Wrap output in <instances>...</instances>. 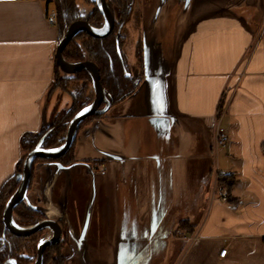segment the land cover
I'll use <instances>...</instances> for the list:
<instances>
[{
    "label": "crops",
    "instance_id": "0c3cea01",
    "mask_svg": "<svg viewBox=\"0 0 264 264\" xmlns=\"http://www.w3.org/2000/svg\"><path fill=\"white\" fill-rule=\"evenodd\" d=\"M124 32L139 86L75 134L71 164L87 170L96 220L113 200L126 229L143 221V238L182 242L176 264H264V0H133ZM59 40L53 2L0 0V187L26 153L22 137L50 124ZM41 171L26 203L62 217L77 241L73 222L84 236L86 215L60 214L47 182L39 202ZM228 173L233 203L218 198ZM183 219L191 232L178 235Z\"/></svg>",
    "mask_w": 264,
    "mask_h": 264
},
{
    "label": "trees",
    "instance_id": "16d2710c",
    "mask_svg": "<svg viewBox=\"0 0 264 264\" xmlns=\"http://www.w3.org/2000/svg\"><path fill=\"white\" fill-rule=\"evenodd\" d=\"M91 8L86 16L81 14L76 0H50L53 2L56 11V22L60 32V38L64 35L67 27L76 20H86L94 27L101 26L104 22L103 16L96 6L95 0H84ZM106 6L113 16V30L105 37H94L84 30H78L62 51V57L69 63L81 61L94 62L99 70L100 82L106 100L109 104L116 103L129 94L133 93L139 83L129 73V65L123 53L125 43V24L131 12L132 0H105ZM55 77L52 81L50 90L59 89L60 92L69 93L72 97L71 106L52 114V123L38 133H27L22 137V146L26 148L25 155L18 161L16 172L9 177L0 187V264L5 261L13 260L15 264H33L37 255V245L42 235L47 229L35 231L28 236H17L10 233L2 222V215L6 203L15 193L20 184V175L23 161L27 153L37 146L50 149L60 146L65 138L68 124L71 118L91 101L84 103V94H94L92 76L87 69H80L75 72L66 73L59 69L55 63ZM79 84V85H78ZM105 103L101 104V107ZM100 114L86 116L78 125V129L88 121L97 118ZM77 129V130H78ZM75 137L69 149L58 160L62 165H69L74 162ZM36 160H53L35 158L31 166V176L28 189L33 180L34 162ZM235 179L232 173L218 174V188L226 190V202L233 203L231 192ZM12 215L15 222L21 226L32 225L46 216L40 211L32 208L25 201L17 204ZM63 236L58 243L48 245L43 251V264L50 260V253L58 251L67 243L68 235L63 227V220L59 222ZM187 220H180L176 231L191 232ZM57 257L54 259L57 262Z\"/></svg>",
    "mask_w": 264,
    "mask_h": 264
},
{
    "label": "rangeland",
    "instance_id": "374dc122",
    "mask_svg": "<svg viewBox=\"0 0 264 264\" xmlns=\"http://www.w3.org/2000/svg\"><path fill=\"white\" fill-rule=\"evenodd\" d=\"M77 6L83 16H86L91 6L84 0H76ZM131 9L133 10V0L131 3ZM103 26L94 27L99 29ZM125 33V32H124ZM123 52L126 59L132 61V45L130 40H126L123 45ZM129 73L131 69L129 68ZM90 73V72H89ZM79 85V84H78ZM56 93L53 96L52 103L54 106V112L61 113L63 110L68 109L72 103V97L69 93L60 92L59 89H55ZM59 96V97H58ZM84 103L93 101L94 94L85 93ZM104 106H100V109ZM53 112V113H54ZM52 113V114H53ZM52 118V117H51ZM52 119L50 120V124ZM66 135V134H65ZM64 142V141H63ZM63 144V143H62ZM61 144V145H62ZM60 145V146H61ZM58 146V147H60ZM38 147V146H37ZM55 147V148H58ZM50 148V149H55ZM42 164V171L40 173L39 186L37 187V197L39 202H43L45 199L44 189L45 182L47 187H50L51 201L54 206L57 207L59 213L64 209L71 210L72 216L74 209L78 206L82 212L80 215H86L85 220V235L80 234L82 229L78 228L75 222L72 225V231L77 237V241L69 237V232L65 226L66 233L68 235L67 243L62 246L58 251H52L50 253V260L46 264H176L179 259L182 249V242L173 239L171 243L159 242V238H143V232L147 230L143 226V221H135L133 228L126 229L127 222L122 223L118 220L116 214V208L114 201L110 200L109 206L112 207L111 211H103L99 213V219L96 220L97 212L94 208L91 209L90 201L92 196L86 195L81 188L85 185L87 177V170L84 165L71 164L62 165L58 160H36L34 166ZM91 164V163H90ZM107 170L115 172L114 167L105 163ZM92 165L90 172H98L97 167ZM94 166V167H93ZM34 172V169H33ZM21 176V175H20ZM89 182V180H87ZM90 188V186H89ZM98 198V196H97ZM159 200L162 197H158ZM90 200V201H89ZM88 204V205H86ZM87 206V207H86ZM158 214V213H156ZM60 216V215H59ZM57 216V217H59ZM57 218V219H61ZM53 219V218H51ZM63 220V219H62ZM73 221V220H72ZM12 222L21 228H27L29 226L18 225L12 215ZM33 225V224H32ZM64 225V224H63ZM131 225V224H130ZM152 226V227H151ZM158 226V223H157ZM153 230V225H150ZM54 228L47 230L40 241L48 240L54 237ZM183 231L178 230V235ZM188 232V231H185ZM152 234V232H151ZM125 236V237H124ZM57 259V262L54 260ZM67 257V259H66ZM11 261V260H9ZM13 261V260H12ZM35 262V261H34ZM33 262V264H34Z\"/></svg>",
    "mask_w": 264,
    "mask_h": 264
},
{
    "label": "water",
    "instance_id": "95a60500",
    "mask_svg": "<svg viewBox=\"0 0 264 264\" xmlns=\"http://www.w3.org/2000/svg\"><path fill=\"white\" fill-rule=\"evenodd\" d=\"M95 2L98 10L103 16L104 19L103 26L99 29H96L92 25H90L86 20L73 21L67 27L64 35L60 38L55 51V60L61 71L66 73H71L80 69H87L90 72L92 76L94 99L89 105L85 106L83 109H81L71 118L67 127L64 142L60 147L55 149H44V148L36 147L27 153L23 161V166L20 176V184L16 189L15 193L6 203L2 215V222L4 224V227L10 233L17 236H22V237L28 236L34 233L35 231L43 230L45 228H54L55 235L52 239L43 240L38 243L37 257L35 259L34 264H42L43 250L47 245L55 244L59 242L61 237V229L59 224L52 219H44L38 221L27 228H21L19 226H16L12 222L13 208L26 198L30 176H31L32 162L35 158L56 159L62 156L71 146L80 122L86 116L93 114H101L109 105V102L106 100L102 84L100 82V75L97 65L92 61L69 63L65 61L64 58L62 57V51L64 47L78 30H84L86 33L94 37H105L112 32L114 26L113 16L110 13L108 7L106 6L105 0H95ZM69 65H71L72 67H69ZM102 103L105 104L104 107L100 109ZM3 264H15V263L14 261L11 260V261H6Z\"/></svg>",
    "mask_w": 264,
    "mask_h": 264
},
{
    "label": "built area",
    "instance_id": "2783aa9c",
    "mask_svg": "<svg viewBox=\"0 0 264 264\" xmlns=\"http://www.w3.org/2000/svg\"><path fill=\"white\" fill-rule=\"evenodd\" d=\"M50 22L54 23L55 22V13H52L50 15ZM228 141V136L226 135L224 129L220 126L216 127V131H215V144L217 147H224L226 145ZM218 198L222 201H226V191L223 188L218 189ZM226 248H223L220 252H219V256L220 257H224V255L226 254Z\"/></svg>",
    "mask_w": 264,
    "mask_h": 264
},
{
    "label": "flooded vegetation",
    "instance_id": "af4514ba",
    "mask_svg": "<svg viewBox=\"0 0 264 264\" xmlns=\"http://www.w3.org/2000/svg\"><path fill=\"white\" fill-rule=\"evenodd\" d=\"M42 214H43V213H42ZM44 215H45V214H44ZM45 216H46V215H45ZM45 219H51V218H48V217L46 216ZM42 220H44V219H42ZM52 220H55V221L59 224V222L62 220V218H61V219H52ZM40 221H41V220H40ZM59 226H60V224H59ZM63 227H64V230H65V226H64V225H63ZM45 229L50 230V228H45ZM60 229H61V237H62V236H63V231H62L61 226H60ZM61 237H60V239H61ZM52 238H53V237H52ZM52 238H51V239H52ZM59 241H60V240H59ZM65 244H66V243H65ZM65 244H64V245H65ZM50 245H52V244H50ZM64 245H63V246H64ZM37 246H38V245H37ZM47 246H48V245H47ZM47 246H46V247H47ZM46 247H45V248H46ZM45 248H44V249H45ZM43 251H44V250H43ZM36 257H37V255H36ZM42 259H43V258H42ZM5 262H6V261H5ZM42 264H43V261H42Z\"/></svg>",
    "mask_w": 264,
    "mask_h": 264
},
{
    "label": "bare ground",
    "instance_id": "6f19581e",
    "mask_svg": "<svg viewBox=\"0 0 264 264\" xmlns=\"http://www.w3.org/2000/svg\"><path fill=\"white\" fill-rule=\"evenodd\" d=\"M69 67H72L71 65H69Z\"/></svg>",
    "mask_w": 264,
    "mask_h": 264
}]
</instances>
